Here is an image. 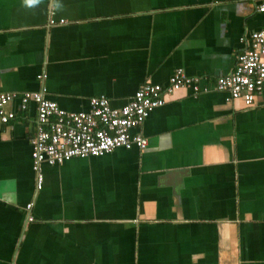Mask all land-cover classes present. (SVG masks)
<instances>
[{
	"label": "crops",
	"instance_id": "0c3cea01",
	"mask_svg": "<svg viewBox=\"0 0 264 264\" xmlns=\"http://www.w3.org/2000/svg\"><path fill=\"white\" fill-rule=\"evenodd\" d=\"M261 3L0 0V93L44 87L67 111L100 94L120 107L179 68L211 88L166 95L135 129L145 149L44 164L39 190L35 104L12 100L16 118L0 122V264H264V83L251 106L213 87L241 38L264 28Z\"/></svg>",
	"mask_w": 264,
	"mask_h": 264
},
{
	"label": "built area",
	"instance_id": "2783aa9c",
	"mask_svg": "<svg viewBox=\"0 0 264 264\" xmlns=\"http://www.w3.org/2000/svg\"><path fill=\"white\" fill-rule=\"evenodd\" d=\"M256 9L264 11V4H256ZM64 20L61 19L60 22ZM55 21L51 20L50 23ZM245 48L237 55L231 73L216 77L213 87L227 93V100L240 99L251 106L260 93L264 83V28L250 32L242 37ZM197 75H188L179 68L166 83L144 82L120 106L111 105L109 98L96 95L90 98L88 108L67 111L57 102L48 100L42 91L0 93V122L8 123L16 118L14 110L6 106L19 96V108L27 109L28 103L35 104V131L30 138V155L35 174V189L42 188L44 179L43 165H57L73 157H100L116 148L145 149L147 140L135 129L156 107L165 103L166 95L184 87L194 95L207 92L209 88L200 83ZM32 203L25 209L29 211ZM30 212L27 221H33Z\"/></svg>",
	"mask_w": 264,
	"mask_h": 264
},
{
	"label": "clouds",
	"instance_id": "9594fccd",
	"mask_svg": "<svg viewBox=\"0 0 264 264\" xmlns=\"http://www.w3.org/2000/svg\"><path fill=\"white\" fill-rule=\"evenodd\" d=\"M39 2V0H25V4L29 7L36 5Z\"/></svg>",
	"mask_w": 264,
	"mask_h": 264
}]
</instances>
